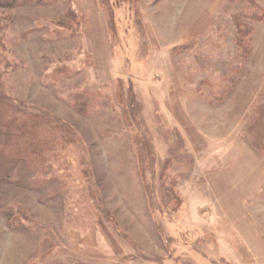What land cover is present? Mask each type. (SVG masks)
I'll return each instance as SVG.
<instances>
[{"label": "rangeland", "instance_id": "1", "mask_svg": "<svg viewBox=\"0 0 264 264\" xmlns=\"http://www.w3.org/2000/svg\"><path fill=\"white\" fill-rule=\"evenodd\" d=\"M0 55V264H264V0L13 1Z\"/></svg>", "mask_w": 264, "mask_h": 264}, {"label": "trees", "instance_id": "2", "mask_svg": "<svg viewBox=\"0 0 264 264\" xmlns=\"http://www.w3.org/2000/svg\"><path fill=\"white\" fill-rule=\"evenodd\" d=\"M13 1L16 2L19 0H0V6L1 7L6 6L9 4V2H13ZM38 1H44V0H38ZM0 59H1V55H0ZM11 107H12L11 103L4 105L1 104L0 106V156H2L0 157V171H2L4 174L3 176L0 177H3L2 180H6V181L15 180L14 174L16 173H18L19 175L21 174V172H25V174L30 172L29 171V169L31 168L30 156L34 155L40 158L37 151L35 154L34 151H32V148L30 149V151H27V149L25 148L19 150L18 149L20 145L19 143L27 142L25 146L33 147L31 146L32 141L30 142V137H31L32 139L38 141V143L40 144L39 145L40 148L45 147V143L43 142V140H40L38 136H35V134H33L31 130H29L31 129L32 126L31 121L22 122V117L31 119L33 117L32 114H27L25 112L15 113L14 109H11ZM83 110L85 109L83 108ZM38 119L39 117L34 116L33 124H35L38 121ZM32 122H33V118H32ZM24 123H27V125ZM24 134L25 136L28 134L27 137L29 138L27 140L22 138V135ZM7 148H9L10 153L9 155L5 156V152ZM20 153L21 156L19 155ZM1 166L3 169L1 168Z\"/></svg>", "mask_w": 264, "mask_h": 264}]
</instances>
